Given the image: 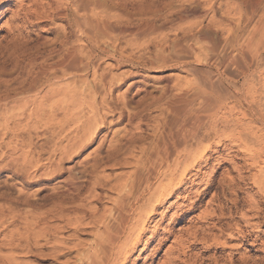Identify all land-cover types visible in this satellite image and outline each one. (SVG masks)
I'll return each mask as SVG.
<instances>
[{
	"label": "rangeland",
	"instance_id": "374dc122",
	"mask_svg": "<svg viewBox=\"0 0 264 264\" xmlns=\"http://www.w3.org/2000/svg\"><path fill=\"white\" fill-rule=\"evenodd\" d=\"M47 1L37 0V6L40 4L38 8L30 1L0 0V264H64L65 261L70 262L66 264H73L77 256V246L87 244L92 239L90 227H80L78 232V229L67 224L68 218L74 219L72 216L75 212H84L85 222L90 217L89 211L78 209L73 203H79V200L82 204L86 203V206L92 203L91 206L95 205L104 211L111 207V202L116 197L115 192L111 190L114 184L122 183L132 174L148 175L157 160L155 155L166 148L173 156L176 148L181 150L183 147L181 135L184 134L185 128H181L186 126L187 118L184 117L185 103H182V107L180 102L193 96L194 92L189 88L190 83L194 79L205 78L210 72V65L200 62L195 55H190L187 46L183 44L190 33L185 31L188 25L201 21L204 26L217 29L218 37L224 39L229 24L239 19L241 5L248 10L256 4H261L253 20L255 22L264 11V0H96L101 20L114 26V29H119V34L111 31L106 32L108 34L96 33L97 40L91 46L83 42H80L81 45L75 44L74 40H70L68 23L59 15H55V8ZM189 7L200 11L204 15L203 18L181 21V12ZM71 44L75 47H70ZM69 50L76 54V62L73 58V65L66 74L59 65L63 64L62 59L65 60ZM187 62L190 63L188 67L192 70V75H187L184 71L186 69L183 70ZM66 66L68 67V64ZM85 67L87 72L83 70ZM68 73L73 74L71 77H85L87 86L94 95L91 101L85 100L82 107L76 108L77 112L80 111L89 118V123L77 122L74 116L65 113L63 105H58V109L52 110L51 104L54 101L51 89L64 86V82L70 79ZM53 75L61 76L59 79L62 81L54 79L52 84H49L48 78ZM80 85L81 83L77 82L79 92L87 96L88 87ZM175 104L177 107H173ZM178 107L181 113L185 110V115L182 114L184 116H180L181 113L177 110L174 111V108ZM194 109H197V103ZM176 114L179 119L175 117ZM84 127H87L85 132ZM90 127H93L92 131L97 134L93 135L92 131L89 133ZM169 130L172 131L171 134ZM200 135H203L200 136L202 139L207 134L200 130ZM71 145L77 146L76 150L74 146L71 150ZM158 146L161 148L158 149ZM62 148L65 150H61ZM68 148L69 154L63 152L68 151ZM64 153L68 155L65 156ZM211 155L213 160L208 167L201 169L193 192L195 195L208 193L205 188H208L207 183L214 178L217 190L203 198L193 193L191 201L195 198H200V201L202 199L198 204L182 199L172 210H161L163 218L165 217L163 222L160 221L156 226L154 222L150 229L148 228L147 238L152 237L151 242L153 241L151 246L141 255L138 251L129 264H162L167 260V255L169 258L180 256L182 261L180 260L179 264L183 261H186V264H215L217 258L220 260L219 264L227 262L228 258H234L237 261L235 264H242L239 262L242 256L248 259L247 264H264V224L262 218L255 216L259 202L262 203L259 205L264 213V200L258 196L257 188L252 183L254 176L258 175L257 169L244 170L246 172L242 173V177L245 178L239 180V174L234 171V167L244 166L245 160L242 157L234 158L235 153L230 154L224 148H214ZM59 168L63 169L61 174H57ZM50 172L53 177L51 174L48 176ZM56 174L57 176H54ZM50 176L52 178L49 180ZM230 177H237L232 191L225 185L223 188L218 187L219 182L224 184ZM63 180L67 190L61 188L63 185L59 183ZM99 186H102L101 189ZM94 187L98 191L92 190ZM68 189L74 195H70ZM92 191L101 196L106 195L102 196V200L95 199V202L89 197ZM214 191L218 195L221 194L225 209V216L220 224L217 219L215 222H208L206 215L203 217L206 207L207 210L216 208L213 205L208 209L207 206ZM234 192L238 193L240 201H250L253 208L248 214V226L243 218L247 206L244 207V203L240 202V207H233L229 203V200L235 198ZM68 193L70 194L67 195ZM245 193L252 195L253 199H249ZM193 205L197 207L194 208ZM47 211H50V217L56 221L52 219L51 225L59 226L58 234H55L57 239L54 240L56 236L51 235L47 238L51 243L42 240L39 247L34 240H37V235L34 234L40 226L38 218L43 217L42 214ZM53 212L57 216H54ZM162 216H157L156 221ZM183 216L185 220L179 223ZM27 220L32 222L33 233L29 231L30 223ZM213 222L218 226L209 231L208 224ZM239 226L248 235L246 240L241 238ZM197 227L209 231L207 236L204 233L196 240L187 237V233ZM167 230L174 235L157 251L158 239L169 236ZM220 232H223V235ZM177 236L184 237L188 240L187 243L190 242L185 248L192 247L186 249V259L176 253L174 239L178 238ZM230 236L233 240L227 241ZM215 238L219 244H214ZM57 240L61 241L58 245ZM224 240L228 242H224L225 247ZM44 243H47L46 246ZM56 246L60 247L62 253L59 250L60 253H55ZM168 251L169 254H166ZM170 252L176 254L172 257ZM52 254L59 259L53 258ZM56 254H62V257H57ZM191 255L196 256V259ZM193 260L194 262H191Z\"/></svg>",
	"mask_w": 264,
	"mask_h": 264
},
{
	"label": "bare ground",
	"instance_id": "6f19581e",
	"mask_svg": "<svg viewBox=\"0 0 264 264\" xmlns=\"http://www.w3.org/2000/svg\"><path fill=\"white\" fill-rule=\"evenodd\" d=\"M22 1L23 2L30 1V3L32 4L34 3L33 5L36 4L35 6H37V0H22ZM48 2L51 3L52 7L55 8L53 11L57 13L55 15H59L61 19H64L68 23L69 34L71 38L70 40H74L73 42H75V44L79 43L81 45L80 42H83L88 45L91 44V46L94 45L97 40V38H95L96 33L105 34L106 32L111 31L112 33L116 32L115 34H119L117 33L119 29L117 28L114 29L113 28L114 26L112 27L108 22L101 20L99 13L97 11L98 6L96 3V0H48L47 3ZM21 6H23V3L21 4ZM38 6H40V4ZM260 6L261 4H258V5L256 4L247 10L245 9V6L241 5L242 9L240 11V17L234 23L229 24V27L227 29V35L224 39H221L220 37H218L217 29L215 28L213 29V27L211 28L210 26H204L203 22L201 21L200 23H190V24L188 23L189 24L188 28L185 29V31L186 32L188 31L190 33L186 37V39L183 41V44L187 46L190 55H193V56L195 55L196 58H198L200 62L210 65L209 67L210 70H208L210 72L209 73L206 72V74L207 73L208 74L206 75V77L204 76L205 78L194 79L190 83L189 88L193 90L192 91L194 92L193 96L188 97V98L186 97L187 100L184 99L185 102L183 100H181L183 102H180L181 103L180 106L184 105L182 103H185L184 108L186 109V115L184 113L185 110L183 113L180 112L181 110L180 111L178 110L180 107L179 105L177 109L174 108L175 112L177 110L178 112L181 113L180 116L185 115L184 117L187 118V120H185L186 126L185 127L181 126L183 127L181 128V130L185 128L184 134L181 135L183 138L182 139L183 147L182 145L179 144L182 147V148L180 147L181 150L176 148L175 154L172 156L171 153L166 148L164 149L162 146L164 150L161 149L162 150L161 152L157 151L159 152L158 155H155V157L157 156V160L155 159L156 162L152 165V171H149L148 175L146 173H145L146 174L145 176L132 174V176H129L122 183L119 182V184L118 183L117 185L114 184L112 187L110 185L111 190L113 191V193L115 192L116 197L113 198V201L111 202L112 203L111 207H108L109 209L107 208L104 211H102L99 208H97L95 205L91 206L93 205L92 203L89 206H86L87 204L80 203V200H79V203H76L75 200L77 199L71 200V202L75 201V203H73L75 205L73 206H76L78 209H82V210L86 209L85 211H89L90 217H88L89 216L88 215L87 216L88 221L85 222L86 215H84V212L83 213L75 212L76 215L73 212L74 214L72 217L74 219L68 218L67 224L70 227L71 226L75 227L76 229L78 228L80 229V227H83V226L86 228L90 227L89 229L92 231L91 241L87 244L85 243L84 245L80 244L77 246V256L75 257V261L73 262V264H129L133 256L137 254L138 251L140 255L143 252L147 251L153 242V241L151 242L152 237L147 238V232L150 229V226L154 222H156L154 223L156 226L160 221H162V219L165 218V217L163 218L162 216L163 211L161 212V210L163 209L165 211L172 210L175 207V205L178 203V201L182 199L183 201H187V200L191 201V198H193L191 196L194 193L193 188L196 185L197 180L200 178L199 173L201 172V169L203 170L204 168L208 167L211 160H213L211 153L212 151H214V148L215 149L224 148L230 154L235 153L234 158L242 157L245 160L244 166L234 167V171L236 170L239 174L238 175L239 180H244L245 177L244 176H243L244 178L242 177V173L246 172L244 170L257 169L258 175L254 176V178L252 179V183L257 188L258 196L264 200V11L259 16V19L257 20V22L253 21L255 20L254 17L257 14ZM203 16L204 15L200 11L189 7V8H185L181 12L179 19L181 21H187L192 18L202 19ZM72 44L70 47L73 46ZM77 48L78 47H76V49ZM76 49L74 50V52L76 51ZM73 50H69L67 52L65 60L64 58L62 59L63 64L60 63L62 65L58 64L59 67L61 66L60 69H62V72H65L66 74H67V71H69L70 67L73 65V63H71L73 61V58L74 60L76 59L74 57V55L76 54H74ZM65 63L66 65L68 64V67L65 65ZM69 63H71V65ZM187 63H188L187 65L185 63L183 70L186 69L184 71L188 73L187 75L189 74L192 75V70L189 69L188 67L190 63L189 62ZM54 67L55 66H53V68ZM83 70L87 72V68ZM52 72H54V70H52ZM62 74L63 73H61V75ZM69 75H70V79L67 82H64V86H60L57 88L53 87V89H51V93L53 96L52 98L54 101L53 104H51L52 110L58 109V105H63V108L65 109L64 110L65 113L71 117L74 116L77 122L84 121V123H89L90 121L89 118H87V116L81 113L80 111L77 112L76 108L82 107L85 103V100L91 101L94 95L91 89L87 86L88 83L85 77L83 78V76H77V75L74 77H71V75L73 76V74H69ZM57 76L53 75L50 78H48L50 79L48 83L52 84L51 83L52 80L61 79V76L60 77L59 75ZM64 77L66 78V76ZM77 82L81 83L80 85L81 87L82 86L88 87L87 96L84 93L79 92L78 87H77ZM177 99L178 98H176V100ZM196 103H197V109H194ZM173 107H177V104H175V106ZM182 107L180 108L182 109ZM94 113L95 112H93L92 114L93 117L91 116L92 118H94V115H95ZM175 117H177V114L175 115ZM177 118L179 119V116ZM86 128L84 129V132ZM92 130H93V127H90L89 133ZM200 130L204 131V133L207 134L205 135V138L203 137L202 139H200V136H201ZM171 132L172 131L169 130L170 134ZM197 133H199V135ZM94 134H97V132L96 133L93 132V135ZM193 141H196V142H193ZM193 143H196V145L193 146L194 145ZM73 146L71 145L72 147L70 148L71 150L77 147V146H74L73 148ZM177 147H178V144H177ZM160 148L158 146V149ZM70 149L68 148V151H63V152L68 153ZM61 150H65V148L64 149L62 148ZM74 150H76V148ZM224 158H226V155ZM59 162L57 164H59ZM61 172H63V169L59 168L57 174L58 173L61 174ZM53 173L55 174V172ZM49 174H51V172L48 173V176ZM57 174L54 176H57ZM51 176L53 177L52 174ZM51 176L49 180L52 178ZM100 179L101 178H99V180ZM236 179L235 178L231 179L230 177V180L224 182V184H221L218 181L219 182L218 187L223 188L225 185V187L229 191H232L235 188L234 185L237 182ZM99 180L97 179V181ZM100 181H102V179ZM59 183L63 185L61 188H64L65 181L63 180V181H60ZM100 183H103V182H100ZM215 185H216L215 178L211 179V181L207 183L206 187L208 188H205V190H208V193H204V194L197 193V195H195L196 193H194V195L200 198L201 196L202 198L207 197L210 194V192H213V190L215 189L217 190V188H215ZM102 186H99L100 189ZM71 189L73 190L72 187ZM95 189L96 188L94 187V189L92 190H95ZM64 190H67L66 187L64 188ZM69 192L71 191L69 190ZM69 194L70 193H68L67 195ZM72 194L73 193L71 192L70 195ZM98 194L92 191V193L90 192V195L88 193L87 196L89 195L90 199L92 200L93 199L102 200L103 197H105L106 195L104 194V196L102 195L103 196L102 197L101 195H98ZM237 194L236 192H234L235 198L234 199L232 198L231 200H229V203L233 207H237V206L240 207V205H238L240 202L241 204L244 203L243 205L244 207L247 206L246 207L247 209L243 215V218L246 220V225L248 226L249 220H250L248 214L252 212L253 208L250 206V201H246V200L240 201L241 198H239ZM245 194H247V197L249 199H253V196L249 195V193H245ZM220 195L221 194L218 195L216 192L213 193V195L211 196V199L209 200V203L207 204V206H209L208 209L210 208V206L212 207L213 205L216 206V208L214 207L215 209L214 208L211 209L212 211L210 209L207 210V207H206V211H204L205 214L203 215V217L206 215L205 217L208 219V222L209 220L214 221L217 219L218 223L220 224V222L223 221V217L225 216L224 214L225 209L222 205L223 202L221 200ZM69 197L71 198L72 196H69ZM200 198L197 200L195 198L194 199L195 201L193 200L191 202H193V204L195 203L198 204L197 202L202 201V199L200 201ZM167 204H169L168 207H166ZM259 204L262 205L261 202H259ZM259 204L256 206L255 216L257 218H262L263 219L262 224H264V213ZM57 205L59 206L60 204H57ZM193 207L195 208L197 206L193 205ZM50 211L49 212L47 211L45 213L42 212L44 213L42 214L43 217H39L38 213H37L38 215L36 214L37 217L40 218V219L38 218L39 220L38 222L40 226H38L36 230L37 232L35 231L36 234H34V235H37L36 236L37 240L35 238L34 240L37 241V244L39 245V247L41 245L40 242L42 240H45V242L46 241L48 242L47 240L48 237H50L51 235L54 236L56 233L58 234L59 226H57L56 224L51 225L50 223L52 219H53L52 221H54V218L50 217ZM204 212H202V214ZM159 215H161L162 217L159 221H156L157 216ZM54 216H57V215L54 213ZM59 216L60 215H58V217ZM65 218H66V215H65ZM184 220H185V217L183 216V218H180L178 222L181 223ZM29 221L31 220L29 219ZM205 221L207 222V220ZM214 222L210 224L207 223L209 225L208 227L209 231H212L213 229L215 230L217 224H215ZM84 223L86 224L84 225ZM31 224L32 222L30 223V225L28 224L30 226L29 231H32V229L34 231V227ZM79 229H78V232L80 231ZM186 231L188 232V230ZM238 231L241 234V238L246 240L248 235L243 232V229L240 226H239ZM164 232L166 233L165 229H164ZM208 232H206V229L203 230L202 227L201 228L197 227L193 229L192 232L191 231L188 232L187 237L193 238L194 240H196L198 236L202 234L204 235V233H205V236H207L206 233ZM167 235H169L168 237L166 236L167 238L163 237L161 239H158V244L156 248L157 251L160 250L164 246L168 238H170V236L172 237L174 233L173 232L170 233L169 230H167ZM55 236L56 238L54 240L57 239V235ZM218 237H220V235ZM20 239L21 238H19V240ZM226 240L227 241L233 240V237L230 236L229 239H226ZM58 241L59 240L56 241L57 245L61 243V241L60 242ZM187 241L188 240H186L184 237H178L174 239V242L176 245L175 248L178 251V252L176 251V253L181 254V256L184 257L185 259L188 253L186 249L192 248L191 246L185 248V246H187V244L190 243V242L187 243ZM227 241L224 240L223 243ZM218 242L219 241H217V238H215L214 244H217ZM27 244L28 243H26V245ZM46 244L47 243H44L45 246ZM207 244H208V241H207ZM225 244L226 243L223 244L224 247L226 246ZM54 245H55V242H54ZM35 246H36V243H35ZM212 247L214 246L212 245ZM59 248L57 246L55 249L53 248L56 251L54 252L58 253L60 251L62 253V250L61 249L59 250ZM172 252L170 253L172 254V257H173V255H175L176 253L174 252L175 253L174 254ZM54 254H52L53 258H55ZM166 254H169V251L168 253L166 252ZM56 255L57 257L59 255H61L60 257H62V254H59V255L56 254ZM167 256H168V258H166L167 260L164 261L162 264H179L181 260L180 256L177 258H174L176 255L173 258L171 257L169 258V255ZM191 256H188V257H191ZM219 261L217 258L214 261V263L219 264ZM66 262L70 263L68 261H65L64 264H66ZM191 262H194V260ZM225 262L222 264H235L237 261L234 258H228V261L226 263ZM239 262L242 264H247L248 259L242 256ZM183 263L186 264V261L185 262L183 261L182 264Z\"/></svg>",
	"mask_w": 264,
	"mask_h": 264
}]
</instances>
